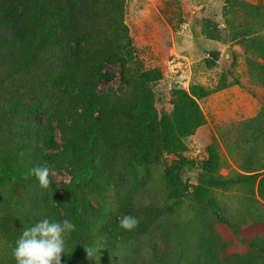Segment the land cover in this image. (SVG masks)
Listing matches in <instances>:
<instances>
[{"label":"rangeland","instance_id":"rangeland-1","mask_svg":"<svg viewBox=\"0 0 264 264\" xmlns=\"http://www.w3.org/2000/svg\"><path fill=\"white\" fill-rule=\"evenodd\" d=\"M127 35L144 69L158 75L150 88ZM251 38L264 40V0H0V102L23 77L42 105L62 104V111L96 122L93 139H79V167L51 169L58 192L38 179L0 185V264H16L12 253L22 230L44 218L76 224L62 254L67 264H183V253L192 255L197 246L185 264H264L248 244L264 236V219L256 224L264 218V151L258 149L264 87L250 75L257 54L247 48ZM256 48L264 52V41ZM56 76L65 86L51 96L56 87L46 79ZM202 91L208 94L200 97ZM48 117L42 112L38 129ZM160 118L168 133L163 161ZM54 126L61 145L57 121ZM4 129L0 155L18 171V161L25 162ZM166 165L177 181L175 201ZM30 169L16 175L27 177ZM196 188V197L214 202L247 243L209 205L188 200ZM74 196L75 210L65 213L63 200ZM125 215L139 225L119 227ZM104 217L112 220V236L99 230Z\"/></svg>","mask_w":264,"mask_h":264},{"label":"trees","instance_id":"trees-1","mask_svg":"<svg viewBox=\"0 0 264 264\" xmlns=\"http://www.w3.org/2000/svg\"><path fill=\"white\" fill-rule=\"evenodd\" d=\"M125 16V12H123L122 20H124ZM127 37L128 43L129 45H131V49L136 55L135 63L137 65L141 78L143 82H145L146 86L150 88L153 85L154 80L158 79V75L156 74V72H153L154 70L144 69L140 58H138L136 48H134L133 46L132 37L130 35H127ZM263 41L264 40H261L260 38H251V40H249V42L247 43L249 47H246L249 49V51L251 50L257 53L255 58H252L249 63L251 78L260 86L264 87V52L263 50H259L258 48H256L257 46H260ZM259 57L260 60L258 59ZM22 78L23 77H19L21 83L10 90L9 97H7L6 100L0 102V127L9 128L4 129V132H8L7 138L11 143H13L19 160L25 162L24 164H21L18 161V171H22L28 165L31 166V169L36 166L47 167L49 169V184L53 188V190L58 192L56 190L53 178L50 175L51 169L58 166H69L72 164H74L76 168L79 167L77 164V150L79 139L80 137H86L87 139L89 138L90 140H92L96 134V122L94 119H87L85 116L75 110L72 112L62 111V104H60L59 106L49 104L42 105L44 101L36 97L37 88L26 84V82L30 83L28 82L30 79L23 78V80ZM46 81L56 87L55 90L50 92L51 96H56L57 91L61 92L64 89L63 87L65 86V84H63L60 76H56L55 78L51 77L50 80L46 79ZM227 85L228 84L222 86L227 87ZM207 94L208 91H202L200 97L206 96ZM82 95L83 98L81 100L86 103V94L83 93ZM42 112L49 114V117L46 121V127L41 130L38 129L37 126H39V118ZM64 117H66V121H71L70 125H66V123H63ZM143 120L146 122L147 118L143 117ZM55 121L58 122V127L63 134L64 143L61 145H58L56 142L57 130L54 126ZM10 125H12V127ZM26 125H28V128H26ZM147 127L149 126L147 125ZM156 131L157 144L159 147L158 153L160 159L163 161V157L167 150L166 143L168 139V133L162 118H160L156 122ZM146 132L147 131H140V133L138 134L143 137ZM258 149H263L264 151V133L258 141ZM81 152L82 150H80V153ZM196 162L200 167H207L210 163L209 160L203 161L199 159H197ZM18 171L11 167L7 158H3L0 155V185L2 183H6V180H11L14 183H24L25 180H37V178L30 173L26 175L27 177L16 175V172ZM250 172L254 173L256 172V170H251ZM165 174L168 179L169 193L175 201L177 199L178 191L177 181L167 165ZM240 175L242 174H239V176ZM74 180L76 181L75 189L77 191L79 190V181H77L78 176H75ZM197 190L198 188H196V192L194 194L191 193L192 191L188 193L190 194V196L187 197L188 200L194 201L203 207H207L209 205L216 214L218 220L221 223L227 225L242 243H247L246 239L241 237L236 232V228L232 225V223L222 215L220 208L214 202L204 204V202L196 197L198 194ZM261 195H263V193ZM75 203V196L72 198L64 199L61 204L63 207V211L65 213H69V211L73 212L75 210ZM262 205L264 206V204ZM73 214L75 215L74 218L78 220L79 218L77 217V215L75 213ZM263 219V217L257 218L256 224L263 222ZM111 221L112 220L110 217H104L103 223L99 227V230L105 231L107 234L112 236L114 234V229L113 226L110 225ZM77 222L80 226V229L82 230L80 219ZM84 225L87 227L86 224ZM191 238L189 239L192 240ZM187 242V245L190 246L189 240H187ZM248 244L251 248L254 249V251H257L259 257H262V260H264V236H259V234H257V236H255L251 242H248ZM82 245L83 244H81L80 246ZM198 251L199 247L197 246L192 255H186L183 253V264H185L186 261H191V259L189 258L186 259L188 256L195 258ZM62 264H67V262L62 260ZM206 264H208V262Z\"/></svg>","mask_w":264,"mask_h":264},{"label":"clouds","instance_id":"clouds-1","mask_svg":"<svg viewBox=\"0 0 264 264\" xmlns=\"http://www.w3.org/2000/svg\"><path fill=\"white\" fill-rule=\"evenodd\" d=\"M30 174L40 181L41 186H48L47 167H33ZM138 225L139 219L133 215H125L119 220V227L127 231ZM75 231L76 224L68 218H44L24 227L12 253L16 264H62V254H67V238Z\"/></svg>","mask_w":264,"mask_h":264}]
</instances>
